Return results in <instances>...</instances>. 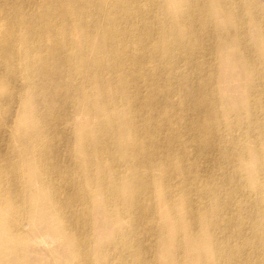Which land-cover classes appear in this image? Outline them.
<instances>
[{"label":"bare ground","instance_id":"obj_1","mask_svg":"<svg viewBox=\"0 0 264 264\" xmlns=\"http://www.w3.org/2000/svg\"><path fill=\"white\" fill-rule=\"evenodd\" d=\"M0 264H264L263 0H0Z\"/></svg>","mask_w":264,"mask_h":264},{"label":"rangeland","instance_id":"obj_2","mask_svg":"<svg viewBox=\"0 0 264 264\" xmlns=\"http://www.w3.org/2000/svg\"><path fill=\"white\" fill-rule=\"evenodd\" d=\"M263 2H264V0H263Z\"/></svg>","mask_w":264,"mask_h":264}]
</instances>
